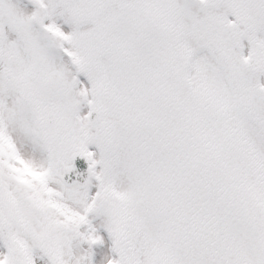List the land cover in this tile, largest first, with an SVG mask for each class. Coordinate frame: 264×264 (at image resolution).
<instances>
[{
    "label": "snow or ice",
    "instance_id": "snow-or-ice-1",
    "mask_svg": "<svg viewBox=\"0 0 264 264\" xmlns=\"http://www.w3.org/2000/svg\"><path fill=\"white\" fill-rule=\"evenodd\" d=\"M0 264H264V0H0Z\"/></svg>",
    "mask_w": 264,
    "mask_h": 264
}]
</instances>
